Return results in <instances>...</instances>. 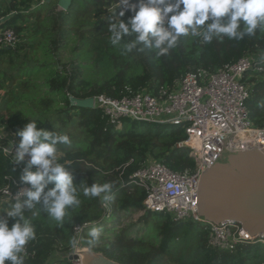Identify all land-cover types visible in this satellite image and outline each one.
I'll list each match as a JSON object with an SVG mask.
<instances>
[{
	"label": "trees",
	"instance_id": "1",
	"mask_svg": "<svg viewBox=\"0 0 264 264\" xmlns=\"http://www.w3.org/2000/svg\"><path fill=\"white\" fill-rule=\"evenodd\" d=\"M57 2L9 0L3 9L5 13H14L8 26L20 40L19 22L23 17L28 13L36 19L43 17L39 22L43 40L36 52L37 62L29 66L17 61L21 42L14 48L0 49V56L8 57L10 66L15 68L12 77L19 80L23 89L20 99L27 97L38 102V112L29 113L36 129L68 136V143L58 142L55 146L56 153L61 154L57 163L71 176L79 201L67 206L65 216L57 221L43 202L44 196L55 188V181L45 176L40 201L34 202L31 209L23 208L24 220L34 232V238L23 246L25 255L17 254L23 264H74L65 257L73 252V228L84 224L90 225L84 235H89L93 228L101 229L100 238L95 241L102 244L91 251L119 264H262L264 258L258 256L259 249L251 252L249 245L233 253L211 249L204 226L197 223L173 222L167 215L152 213H145L137 224L120 223L121 217L143 208L145 191L132 185L129 177L147 158L160 161L173 171L194 168L189 150L176 148V144L186 138L184 131L175 126L140 128L136 126L138 122L129 126L128 120L110 123L98 109L71 106L69 99L83 100L98 95L117 98L125 88L157 93L169 89L174 80L189 72L216 71L247 54L262 55L261 72L250 74H259V80L250 87L246 106L253 125L263 128L264 28L247 34L241 23L237 30L244 32L241 38L213 33L211 40L205 42L203 34L207 24L212 23L210 19L200 26L199 35H193L189 28L188 34L179 36L173 48L159 54L160 49L155 47L151 35L147 42L137 41L138 34L132 33L122 36L116 45L111 43L112 24H129L134 15L124 5L116 7L118 0H72L66 11H55ZM129 3L137 4V0H129ZM121 10L125 13L123 17L118 15ZM221 23H226V18H222ZM133 42L135 46L127 50L126 45ZM67 49L72 50L74 58L86 60V64L75 59L60 67L61 54ZM3 121L16 133L24 128L13 126L16 124L13 118L8 119L6 115ZM20 175L23 177L25 172L21 173L0 152V189L8 184L7 177L17 179ZM105 183L111 184L109 191L99 196L85 195L87 189ZM29 191H34L32 186ZM27 200L25 196L4 205L3 215L11 211L15 203L23 205ZM24 220L6 214L2 222L11 229L16 223L23 225Z\"/></svg>",
	"mask_w": 264,
	"mask_h": 264
},
{
	"label": "built area",
	"instance_id": "2",
	"mask_svg": "<svg viewBox=\"0 0 264 264\" xmlns=\"http://www.w3.org/2000/svg\"><path fill=\"white\" fill-rule=\"evenodd\" d=\"M140 2L142 0H137L135 5ZM13 15L5 13L0 6V49L14 48L20 42L19 35L8 26ZM164 26L167 27V17ZM259 60L247 54L216 71L198 69L174 80L169 89H161L157 93L125 88L117 98L106 95L93 97V107L101 111L110 123L128 120L183 129L186 138L177 143L176 148L189 150L194 161L193 169L173 171L164 163L147 158L129 181L145 191L140 211L143 215L164 214L173 222L190 221L203 225L208 246L221 252L233 253L237 248L254 242L264 244V238L249 236L239 225L208 222L197 215L196 210L199 177L220 155L222 146L224 151L230 152L262 151L264 127L253 125L246 106L250 98L248 75L257 70L261 72ZM224 138L227 139L223 144L221 140ZM19 142L0 116V152L21 173L37 171L39 166H29L31 157L28 154L23 160L16 161ZM6 180L8 184L0 189V204L7 205L27 196L31 185L22 179V175L17 179L7 177ZM89 226L84 224L73 228L77 241L72 247L73 254L79 257L86 251L82 236ZM21 254L25 255V251Z\"/></svg>",
	"mask_w": 264,
	"mask_h": 264
},
{
	"label": "clouds",
	"instance_id": "3",
	"mask_svg": "<svg viewBox=\"0 0 264 264\" xmlns=\"http://www.w3.org/2000/svg\"><path fill=\"white\" fill-rule=\"evenodd\" d=\"M124 5L129 11H133L129 24L124 22L114 23L111 26L113 37L111 43L116 45L122 36L137 33V41L147 42L151 35L155 38V47L160 49L159 54H164L173 48L181 35H187L191 28L193 35H199L198 29L204 26L210 19L212 23L207 24L203 34L205 42L211 40L212 34H226L229 37L241 38L244 32L253 34L258 28H264V0H175L168 3L166 0H142L139 5L130 4L129 0H118L116 7ZM124 10L118 15L123 17ZM167 17V27L164 20ZM226 18L222 24L221 19ZM244 25V32L237 31ZM161 45H166L161 47ZM135 42L126 45L131 50ZM17 135L21 137L16 161L23 160L25 154L31 159L29 166L37 165L38 170L27 172L22 179L29 183L34 191L26 193L28 200L22 205L20 202L14 204L9 217H23V208L31 209L34 202H39L45 187V176L48 180L55 181V188L49 191L43 199L48 211L57 220L61 221L66 214V207L78 204L76 190L73 187L71 176L64 167L56 163V144L58 142L68 143L67 135H54L52 133L37 130L35 123H29L20 130ZM111 189V184L105 183L101 186H93L85 191L93 196H99L102 192ZM51 198V203L49 202ZM101 229L93 228L89 233L92 240H99ZM34 238V232L27 220L23 225L14 224L11 229L6 222H0V264L11 261L12 264H23L18 253L23 251V246L29 239ZM77 241H73L76 244Z\"/></svg>",
	"mask_w": 264,
	"mask_h": 264
},
{
	"label": "water",
	"instance_id": "4",
	"mask_svg": "<svg viewBox=\"0 0 264 264\" xmlns=\"http://www.w3.org/2000/svg\"><path fill=\"white\" fill-rule=\"evenodd\" d=\"M57 1L60 11H66L72 3ZM69 101L78 108H94L93 98ZM226 139L221 140L223 144ZM261 150L230 152L224 151V146L219 149L220 155L199 177L197 215L211 223L231 222L253 238H264V146ZM66 260L76 264H119L88 250L81 252L80 257L71 254Z\"/></svg>",
	"mask_w": 264,
	"mask_h": 264
},
{
	"label": "rangeland",
	"instance_id": "5",
	"mask_svg": "<svg viewBox=\"0 0 264 264\" xmlns=\"http://www.w3.org/2000/svg\"><path fill=\"white\" fill-rule=\"evenodd\" d=\"M9 3V0H1L0 1V6L2 9H4ZM35 5V4H33ZM43 5V4H40ZM55 11H60L56 6L54 7ZM43 17H40V19H36L35 15H29V13L23 17V20L19 22V26L22 28L21 32V46L22 49L17 52L18 55V62H26L29 66L33 65L35 62H37L36 59V52L38 49L39 43L43 40V36L40 34L43 30L41 29V26L39 22H42ZM92 20V18H91ZM95 22V20H92ZM38 55L41 57L40 52L38 51ZM256 60H259L262 55H253ZM264 56V55H263ZM77 62L83 63V65L86 64V60H81L79 58H74L72 54L71 49H67L64 53L61 54V60L62 63L60 64V67L63 65H67L70 63L71 60H75ZM10 59L6 56H0V116L2 121L4 120L5 115L9 119L10 117L13 118V121L16 123L13 126L15 127H26L27 124L32 123V116L29 114L30 112H38L37 106L38 102L32 99H26L23 97L20 99L22 96L23 89L21 87V84L17 78L12 77V74L15 72V68L10 66ZM255 72H260V71H255ZM96 77V73H94ZM249 78L247 79V83L249 87H252V85L255 83V81L259 80V74L257 76L253 75H248ZM261 77V76H260ZM253 83V84H252ZM24 105H28L27 108H25L21 103ZM9 107V108H8ZM23 108L24 110V115L23 117ZM23 118V120L21 119ZM6 121V120H5ZM4 122V121H3ZM129 126H132L133 122L128 121ZM9 125V124H8ZM137 127H145V128H154L157 127L158 125L155 124H142L138 123L136 124ZM9 129L14 132L16 137L20 141V137L17 135V131L13 129V127H10ZM56 163L61 157L60 153H56ZM3 205L0 204V222H2L7 214L6 213L3 215ZM154 214V213H152ZM143 216V214L138 211V212H132L125 217L120 218V223H125V224H137L139 222L140 217ZM83 242L86 244L83 246V249H86L88 251H91L92 248H99V246L102 244L101 242L98 241V243L95 240H92V238L88 234H83L82 236ZM258 245V246H257ZM95 246V247H94ZM251 246V252H253L256 248L259 249V254L258 256L260 258H264V244H250ZM82 249L80 248L79 251ZM73 254V252L71 253ZM71 254L66 255L65 259L68 258ZM56 256H58L56 254ZM76 264V262H73ZM166 264H172L170 262H167Z\"/></svg>",
	"mask_w": 264,
	"mask_h": 264
},
{
	"label": "bare ground",
	"instance_id": "6",
	"mask_svg": "<svg viewBox=\"0 0 264 264\" xmlns=\"http://www.w3.org/2000/svg\"><path fill=\"white\" fill-rule=\"evenodd\" d=\"M254 243H259V242H254Z\"/></svg>",
	"mask_w": 264,
	"mask_h": 264
}]
</instances>
